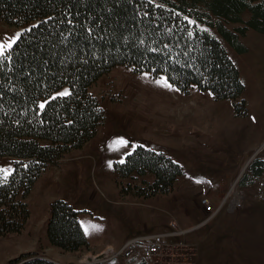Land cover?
<instances>
[{
	"label": "trees",
	"instance_id": "16d2710c",
	"mask_svg": "<svg viewBox=\"0 0 264 264\" xmlns=\"http://www.w3.org/2000/svg\"><path fill=\"white\" fill-rule=\"evenodd\" d=\"M0 19L34 21L0 55V157L14 161L0 173L2 237L25 228V198L46 169L95 136L105 113L89 87L116 65L163 75L181 92L208 90L244 114V87L223 42L243 52L248 28L264 32V0H0ZM115 169L120 178L152 176L120 192L134 198L169 193L183 173L142 146ZM263 173L264 159L253 158L238 185ZM45 230L64 253L90 251L78 212L63 199L50 202ZM6 264L56 263L26 252Z\"/></svg>",
	"mask_w": 264,
	"mask_h": 264
},
{
	"label": "rangeland",
	"instance_id": "374dc122",
	"mask_svg": "<svg viewBox=\"0 0 264 264\" xmlns=\"http://www.w3.org/2000/svg\"><path fill=\"white\" fill-rule=\"evenodd\" d=\"M33 22L11 25L0 19L4 50ZM239 42L243 52L223 46L244 87L242 115L231 101L216 100L196 87L181 92L163 75L126 65L100 75L89 92L104 110L103 123L92 139L38 178L25 198L30 212L25 228L0 237V264L26 252L64 253L45 234L54 199L65 200L78 212L91 250L70 253L76 255L74 264L110 246L101 248L106 243L118 249L134 237L169 232L170 222L185 233L179 237L183 246L166 264H264V209L255 196L264 173L252 185H238L248 163L264 159V32L248 28ZM164 81L171 87L163 86ZM138 146L163 152L182 167L169 193L121 197L122 189L152 180L151 175H117L115 165ZM13 167L11 158L0 157V173L7 175ZM237 195L239 204H234ZM204 198L214 207V216L201 206ZM139 258L137 253L126 262L103 264H135Z\"/></svg>",
	"mask_w": 264,
	"mask_h": 264
},
{
	"label": "built area",
	"instance_id": "2783aa9c",
	"mask_svg": "<svg viewBox=\"0 0 264 264\" xmlns=\"http://www.w3.org/2000/svg\"><path fill=\"white\" fill-rule=\"evenodd\" d=\"M238 196V195H237ZM256 199L264 209V178L259 181V189L255 193ZM239 196L234 199V204H239ZM201 206L205 212H211L214 216L216 211L207 198L201 199ZM210 216V217H211ZM171 230L165 233L143 235L126 241L120 248L106 246L99 253L85 255L81 264L108 263L116 259L123 261L131 260L137 253H140L146 264H166L172 259L183 246L179 238L185 231H182L174 222H170ZM79 263V264H80Z\"/></svg>",
	"mask_w": 264,
	"mask_h": 264
},
{
	"label": "crops",
	"instance_id": "0c3cea01",
	"mask_svg": "<svg viewBox=\"0 0 264 264\" xmlns=\"http://www.w3.org/2000/svg\"><path fill=\"white\" fill-rule=\"evenodd\" d=\"M106 245H111V246L115 247L112 243H106L101 248L105 247ZM101 248H97V250H99ZM60 255H61V252H60ZM40 256L42 258L47 259L49 261H52V262H54L56 264H74L73 262L76 260V255H74V254L71 255L70 253H68V254L62 253V255L60 257L59 256H53V255H46V254L40 255Z\"/></svg>",
	"mask_w": 264,
	"mask_h": 264
},
{
	"label": "snow or ice",
	"instance_id": "6c2138e0",
	"mask_svg": "<svg viewBox=\"0 0 264 264\" xmlns=\"http://www.w3.org/2000/svg\"><path fill=\"white\" fill-rule=\"evenodd\" d=\"M5 46H6L5 44H0V55H4V48H5ZM7 47H11V44L8 43L7 44ZM157 83H161V81H157ZM163 86L171 87V85L168 84L167 81H164L163 82ZM65 94H67V93H65ZM41 107H43V105H41ZM120 143H126V142L121 141Z\"/></svg>",
	"mask_w": 264,
	"mask_h": 264
}]
</instances>
